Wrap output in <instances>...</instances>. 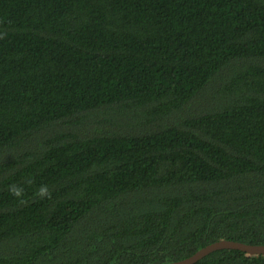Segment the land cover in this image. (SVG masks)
Wrapping results in <instances>:
<instances>
[{
  "label": "trees",
  "instance_id": "trees-1",
  "mask_svg": "<svg viewBox=\"0 0 264 264\" xmlns=\"http://www.w3.org/2000/svg\"><path fill=\"white\" fill-rule=\"evenodd\" d=\"M0 36V264L264 245V0H0Z\"/></svg>",
  "mask_w": 264,
  "mask_h": 264
},
{
  "label": "water",
  "instance_id": "water-1",
  "mask_svg": "<svg viewBox=\"0 0 264 264\" xmlns=\"http://www.w3.org/2000/svg\"><path fill=\"white\" fill-rule=\"evenodd\" d=\"M221 249H236L245 252L247 255H259L264 254V245H257V244H248L243 242H237L232 240H219L214 243H210L205 247L196 251L193 255L171 263H163V264H194L204 256L208 255L209 253L221 250Z\"/></svg>",
  "mask_w": 264,
  "mask_h": 264
},
{
  "label": "clouds",
  "instance_id": "clouds-1",
  "mask_svg": "<svg viewBox=\"0 0 264 264\" xmlns=\"http://www.w3.org/2000/svg\"><path fill=\"white\" fill-rule=\"evenodd\" d=\"M0 38H2V36H0ZM29 183H31V181H29ZM9 191L12 193L13 196L20 198L19 202L21 204L25 203V201L22 199L24 194V188L22 186L12 184L9 186ZM36 195L42 199L45 197L51 198V190L47 185H41L37 190Z\"/></svg>",
  "mask_w": 264,
  "mask_h": 264
}]
</instances>
